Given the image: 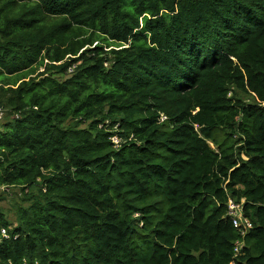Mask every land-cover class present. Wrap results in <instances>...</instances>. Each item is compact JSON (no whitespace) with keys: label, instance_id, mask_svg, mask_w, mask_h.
<instances>
[{"label":"trees","instance_id":"1","mask_svg":"<svg viewBox=\"0 0 264 264\" xmlns=\"http://www.w3.org/2000/svg\"><path fill=\"white\" fill-rule=\"evenodd\" d=\"M262 105L264 0H0V264H264Z\"/></svg>","mask_w":264,"mask_h":264},{"label":"built area","instance_id":"2","mask_svg":"<svg viewBox=\"0 0 264 264\" xmlns=\"http://www.w3.org/2000/svg\"><path fill=\"white\" fill-rule=\"evenodd\" d=\"M73 70H74V66L69 69V72L72 73ZM4 114H5V110L0 107V117ZM166 120H167V117L164 115H161L160 121L164 122ZM113 142L115 144H119V140H118V143H116L114 140ZM4 188L9 189L7 187H4ZM244 205H245V200H242L241 202H236L235 200L229 198L227 202V217L231 220L233 227L238 232H241L243 237L251 229H253V226H254L252 221L248 217L245 216ZM2 235L4 237H8L6 230H2ZM243 246H244V243L242 240H239L236 242L235 247H234V257L235 258L240 255Z\"/></svg>","mask_w":264,"mask_h":264},{"label":"rangeland","instance_id":"3","mask_svg":"<svg viewBox=\"0 0 264 264\" xmlns=\"http://www.w3.org/2000/svg\"><path fill=\"white\" fill-rule=\"evenodd\" d=\"M6 113H7V111H6ZM3 116H4V115H2V116L0 117V120H2L1 123L6 121L7 116H8V113H7L5 119H2ZM113 140H114L116 143H118V140H119V139H117V138L115 137V138H113ZM119 143H120V141H119ZM212 147H214V146L212 145ZM20 190H21L20 188H10V189H6V188H4V187H1V188H0V195H1V194H4V197L6 198L5 201H2V202H1V206H2L5 210H7V212L9 213V217H10V219H12V220L15 219V207H16V205L22 200V196H21L22 193H21Z\"/></svg>","mask_w":264,"mask_h":264}]
</instances>
